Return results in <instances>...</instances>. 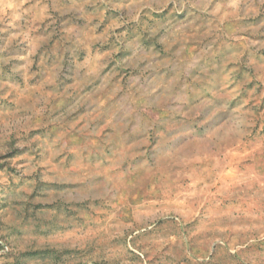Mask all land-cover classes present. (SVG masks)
<instances>
[{
    "label": "rangeland",
    "instance_id": "374dc122",
    "mask_svg": "<svg viewBox=\"0 0 264 264\" xmlns=\"http://www.w3.org/2000/svg\"><path fill=\"white\" fill-rule=\"evenodd\" d=\"M232 2L0 0V264H264V0Z\"/></svg>",
    "mask_w": 264,
    "mask_h": 264
},
{
    "label": "clouds",
    "instance_id": "9594fccd",
    "mask_svg": "<svg viewBox=\"0 0 264 264\" xmlns=\"http://www.w3.org/2000/svg\"><path fill=\"white\" fill-rule=\"evenodd\" d=\"M233 9H241V8H249L248 0H233L232 4L230 5ZM248 11L244 12V15H247Z\"/></svg>",
    "mask_w": 264,
    "mask_h": 264
}]
</instances>
